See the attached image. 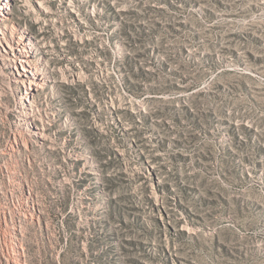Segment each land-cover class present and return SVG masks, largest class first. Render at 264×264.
<instances>
[{
  "label": "rangeland",
  "instance_id": "1",
  "mask_svg": "<svg viewBox=\"0 0 264 264\" xmlns=\"http://www.w3.org/2000/svg\"><path fill=\"white\" fill-rule=\"evenodd\" d=\"M133 1L0 0V264H264V0L179 5L148 79L104 19Z\"/></svg>",
  "mask_w": 264,
  "mask_h": 264
},
{
  "label": "trees",
  "instance_id": "2",
  "mask_svg": "<svg viewBox=\"0 0 264 264\" xmlns=\"http://www.w3.org/2000/svg\"><path fill=\"white\" fill-rule=\"evenodd\" d=\"M188 4H190L189 0H151V2L146 3H143L141 0H134L130 2V6L126 10L116 12L115 8L111 7L105 10L104 19L107 22L118 21V31L127 37L128 44L131 50L134 51L131 57L126 58L125 65L130 70L135 69L137 77L148 79L151 76H157V73H166L169 70L170 64L167 61L159 62V64H151L158 68L152 74L147 70H143L141 67L137 69L136 65H138L141 59L154 58L152 55L156 52L159 53L155 45V40L159 38L160 34H168L169 32L178 34L179 28L182 27L181 17L184 14V10L179 5L185 7ZM178 12H180L179 16H176ZM180 49L184 53V50L182 48ZM168 75L171 77L165 78L163 76L161 78L163 80L162 84L152 86L148 90V93L154 96L163 94L172 96L177 95V92L181 89L191 91L196 88L200 91L202 90V94H205L203 88L200 89L199 87L200 82L198 79L186 85L187 78L182 79L176 73H168ZM170 108L174 109L172 105L166 106V110H170ZM177 184L184 196L190 191L187 184L179 183L178 180ZM167 188L170 190L171 185Z\"/></svg>",
  "mask_w": 264,
  "mask_h": 264
},
{
  "label": "bare ground",
  "instance_id": "3",
  "mask_svg": "<svg viewBox=\"0 0 264 264\" xmlns=\"http://www.w3.org/2000/svg\"><path fill=\"white\" fill-rule=\"evenodd\" d=\"M2 18H0V21L4 18V15H0ZM7 31L6 30H0V43H3L6 41L7 38ZM11 42H13V38H10ZM27 42H31V40L28 38L25 39ZM27 46H31V43L26 44ZM33 45V44H32ZM36 51V50H35ZM20 52H23L21 50ZM34 53V52H31ZM1 61L5 65L6 63H9L11 65V68L16 70L20 69L24 74L20 76L18 81H16V84H20L27 95L26 99L32 95L34 91H36V88L40 85V79L38 78V75L36 74V65H33V59H26V58H18L14 55H6L2 57ZM28 101V100H27Z\"/></svg>",
  "mask_w": 264,
  "mask_h": 264
}]
</instances>
